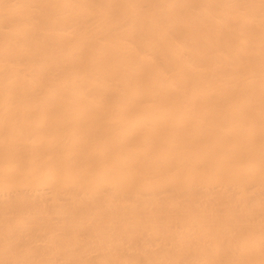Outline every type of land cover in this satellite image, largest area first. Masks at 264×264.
<instances>
[{
    "label": "bare ground",
    "instance_id": "1",
    "mask_svg": "<svg viewBox=\"0 0 264 264\" xmlns=\"http://www.w3.org/2000/svg\"><path fill=\"white\" fill-rule=\"evenodd\" d=\"M0 264H264V0H0Z\"/></svg>",
    "mask_w": 264,
    "mask_h": 264
}]
</instances>
